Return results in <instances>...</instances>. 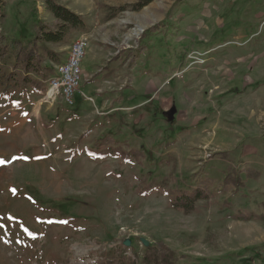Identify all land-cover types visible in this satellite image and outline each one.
<instances>
[{
    "label": "rangeland",
    "instance_id": "obj_1",
    "mask_svg": "<svg viewBox=\"0 0 264 264\" xmlns=\"http://www.w3.org/2000/svg\"><path fill=\"white\" fill-rule=\"evenodd\" d=\"M60 1L90 27L50 44L64 58L85 45L82 85L73 105L50 87L0 97V264H97L118 249L142 259V238L180 264H264V220L232 218L264 213V0ZM6 13L10 37L58 24L43 0H6ZM105 136L143 156L96 155ZM222 151L261 178L191 213L163 188L140 195L142 178L192 189L202 165L221 179Z\"/></svg>",
    "mask_w": 264,
    "mask_h": 264
},
{
    "label": "trees",
    "instance_id": "obj_2",
    "mask_svg": "<svg viewBox=\"0 0 264 264\" xmlns=\"http://www.w3.org/2000/svg\"><path fill=\"white\" fill-rule=\"evenodd\" d=\"M152 0H144L142 4H149ZM46 11L50 12L58 22L52 29L41 20L33 24L35 34L29 39L10 37L0 30V97L12 99L36 93L44 96L49 88V80L56 73V64L66 59L62 52H58L50 44H69L73 36L80 31H88L89 25L80 15L74 13L61 3L60 0H43ZM38 11V10H37ZM6 0H0V28L6 24ZM128 59L138 61L137 55L128 54ZM52 64H55L54 67ZM83 99V98H82ZM86 100V99H83ZM96 155L110 157L118 155L123 160H138L143 153L137 149L126 150L113 136H105L96 144ZM212 158L229 161L223 177L219 180L210 177L202 165L191 175L194 183L192 189L178 187L172 176L156 177L151 180L140 179L138 191L140 195H148L157 188H163L169 196L170 206L184 213L195 211L201 200H209L218 193L230 191L238 192L246 187L247 181L258 180L262 172L246 164L235 163L229 151L217 152ZM177 159L173 160V167H177ZM222 206L231 209L233 204L227 199ZM236 219L264 220V213L237 211L232 215ZM97 264H180L176 253L165 243L157 242L145 248L143 258H127L125 251L118 249L113 256L102 259Z\"/></svg>",
    "mask_w": 264,
    "mask_h": 264
},
{
    "label": "built area",
    "instance_id": "obj_3",
    "mask_svg": "<svg viewBox=\"0 0 264 264\" xmlns=\"http://www.w3.org/2000/svg\"><path fill=\"white\" fill-rule=\"evenodd\" d=\"M85 53V45L77 40L72 42L71 54L60 64H56V73L49 80L50 92L60 93L68 104H75L73 97L76 96L82 85L83 69L82 58ZM91 101L92 98L85 96Z\"/></svg>",
    "mask_w": 264,
    "mask_h": 264
},
{
    "label": "water",
    "instance_id": "obj_4",
    "mask_svg": "<svg viewBox=\"0 0 264 264\" xmlns=\"http://www.w3.org/2000/svg\"><path fill=\"white\" fill-rule=\"evenodd\" d=\"M141 240H142L143 244H144L146 247L150 246V241H149V240H147V239H145V238H142ZM125 244H126V245H130L131 242H130V241H126Z\"/></svg>",
    "mask_w": 264,
    "mask_h": 264
},
{
    "label": "bare ground",
    "instance_id": "obj_5",
    "mask_svg": "<svg viewBox=\"0 0 264 264\" xmlns=\"http://www.w3.org/2000/svg\"><path fill=\"white\" fill-rule=\"evenodd\" d=\"M140 32H141V30H140V29H139V30H137V34H138V33H140ZM52 94H54V93L52 92V93H51V95H52Z\"/></svg>",
    "mask_w": 264,
    "mask_h": 264
},
{
    "label": "snow or ice",
    "instance_id": "obj_6",
    "mask_svg": "<svg viewBox=\"0 0 264 264\" xmlns=\"http://www.w3.org/2000/svg\"><path fill=\"white\" fill-rule=\"evenodd\" d=\"M0 163H4V161L0 160ZM13 191H15V190L13 189ZM62 223H66V222H62Z\"/></svg>",
    "mask_w": 264,
    "mask_h": 264
}]
</instances>
